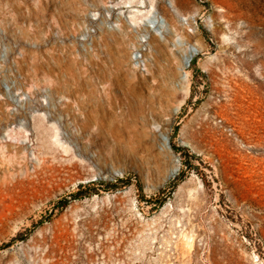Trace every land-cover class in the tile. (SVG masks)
Listing matches in <instances>:
<instances>
[{
    "label": "rangeland",
    "instance_id": "obj_1",
    "mask_svg": "<svg viewBox=\"0 0 264 264\" xmlns=\"http://www.w3.org/2000/svg\"><path fill=\"white\" fill-rule=\"evenodd\" d=\"M0 264H264V0H0Z\"/></svg>",
    "mask_w": 264,
    "mask_h": 264
},
{
    "label": "trees",
    "instance_id": "obj_2",
    "mask_svg": "<svg viewBox=\"0 0 264 264\" xmlns=\"http://www.w3.org/2000/svg\"><path fill=\"white\" fill-rule=\"evenodd\" d=\"M206 32V34H207V31H205ZM173 147L175 148V149H183V147H180V146H175V145H173ZM66 204V203H65Z\"/></svg>",
    "mask_w": 264,
    "mask_h": 264
}]
</instances>
